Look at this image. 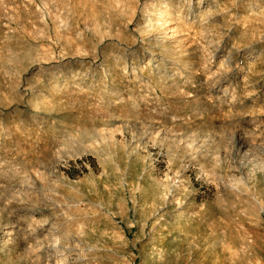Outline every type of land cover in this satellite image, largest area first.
I'll use <instances>...</instances> for the list:
<instances>
[{
  "label": "rangeland",
  "instance_id": "374dc122",
  "mask_svg": "<svg viewBox=\"0 0 264 264\" xmlns=\"http://www.w3.org/2000/svg\"><path fill=\"white\" fill-rule=\"evenodd\" d=\"M167 1L0 0V264H264V0Z\"/></svg>",
  "mask_w": 264,
  "mask_h": 264
},
{
  "label": "bare ground",
  "instance_id": "6f19581e",
  "mask_svg": "<svg viewBox=\"0 0 264 264\" xmlns=\"http://www.w3.org/2000/svg\"><path fill=\"white\" fill-rule=\"evenodd\" d=\"M185 1H187L186 3L188 5V11H187V16H188L189 13L192 14V12H194L195 9L190 8V3H191L192 0H185ZM151 2L152 3L150 5V8H157L159 5L162 6V5L166 4L165 5V9H160L157 12V17H159V18H162V16H164L162 14L163 11H166V10H169L170 9V5H169V3H168L167 0H151ZM154 2L155 3L160 2V3L158 5H156V4H154ZM183 2H184V0H183ZM145 4H146V1L143 2V6ZM131 16H132V14H131ZM191 17H192V15H191ZM164 18H167V17H164ZM140 21H141L140 19L136 21V25L137 26H140V24H141ZM207 21L205 20L203 22H207ZM167 23H168V20L167 19H164L160 23L161 24L160 25V29L157 32V34L155 35L156 38L153 39V42H152V46L155 49L153 51H151V52H155L156 49L163 48V43H164V37H165V35H170L171 37H173L172 42L173 43H176V44H177V42L179 43L183 38H186V37H183V36H185V33H183L181 35L180 34V31L178 29H176L173 26L168 25ZM149 26H150L149 23H147L145 25V28L146 27H149ZM141 28H142V26L141 27H138V29H141ZM167 30L170 31V34H167V32H166ZM178 34H180V35H178ZM165 51H169V48H165ZM211 51H212L211 49H206V53L208 55H211ZM137 53H138V51H137ZM231 54H232L231 51L230 50H227V52L225 53V56L226 57H225V59H223L221 61V64H220L221 67L225 71V74H224L225 77H223L225 79H222L221 76L218 77V75H216V77H214L212 75H215V73H213L211 75L212 77H207V80L211 83V86H213V87L214 86H218L219 89H220L219 92H221V93L228 92L231 89L232 91L230 93L229 102H231L232 103V106L236 108V107H241V105L245 104V101L247 100V97H248L249 93H246V95L242 96L241 93H239L237 91V88H238V85H237L238 82L237 81L238 80H237L236 75L234 76L233 73H234V71L236 69H237L236 70L237 72H240L242 70V66L241 65H238V63H233V59H232ZM153 55H154V53H152V57H153ZM134 57L136 58V60L140 59L139 53H138V55L136 54V56H134ZM223 62H225L224 65H223ZM247 71H250V74H254V71L252 70L251 66L249 67V69ZM84 72H86V71H84ZM242 75H244V74H242ZM223 82H226V83L222 84ZM148 83L151 84V81H148ZM231 85H233L232 88H231ZM254 127H257V125H254ZM238 145H239V147H238ZM244 145L246 147H249L250 148V149H247L246 151H244V153L242 154V156L244 157L243 158L244 161L247 162V163L253 164V166L257 170H260V171L264 172V143H261V144L252 143V144L249 145V143L246 142L245 140H243L242 138L241 139H237V140L234 139V140L230 141V146H231L230 147V150L235 149V148H236V150H238V149H240L241 146H244ZM230 150H229L228 153H230ZM45 195H47V194H45ZM186 221L189 222L190 221V218H187ZM3 231H4L3 234H5V233H12V228L8 227V229H4ZM56 251H58V250H56ZM181 263H182V257H180V264Z\"/></svg>",
  "mask_w": 264,
  "mask_h": 264
}]
</instances>
